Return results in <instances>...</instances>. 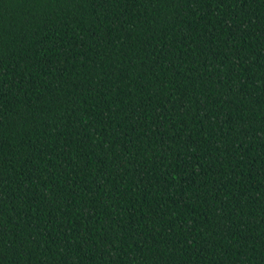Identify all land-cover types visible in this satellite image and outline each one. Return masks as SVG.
Wrapping results in <instances>:
<instances>
[{
	"label": "trees",
	"instance_id": "obj_1",
	"mask_svg": "<svg viewBox=\"0 0 264 264\" xmlns=\"http://www.w3.org/2000/svg\"><path fill=\"white\" fill-rule=\"evenodd\" d=\"M0 264H264V0H0Z\"/></svg>",
	"mask_w": 264,
	"mask_h": 264
}]
</instances>
